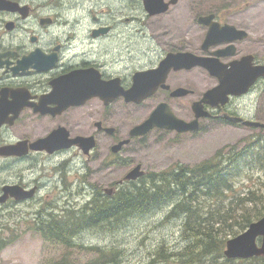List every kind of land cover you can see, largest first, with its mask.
Returning <instances> with one entry per match:
<instances>
[{"label": "flooded vegetation", "instance_id": "1", "mask_svg": "<svg viewBox=\"0 0 264 264\" xmlns=\"http://www.w3.org/2000/svg\"><path fill=\"white\" fill-rule=\"evenodd\" d=\"M146 72L154 91L141 103L93 95L102 83L128 90L134 75ZM228 78L237 82L233 92L213 103L202 101ZM147 99L150 113L165 104L185 123L205 113L198 116L197 131L205 122H222L264 132L243 123H264V0H0V197L6 186L30 193L23 198L8 193L0 209L46 200L43 191L55 181L58 188L62 183L54 191L65 204L53 206L57 217L49 212V222L36 223L35 230L47 224L74 230L79 210L72 184L78 176L68 184L67 173L79 169V156L91 164L106 138L103 159L143 138L129 135L138 123L125 130L127 137L106 123L110 107ZM78 137H93L95 146L85 151ZM123 140L128 141L112 152ZM123 182L138 185L140 179L118 184ZM111 192L85 204L92 206L95 196L107 200Z\"/></svg>", "mask_w": 264, "mask_h": 264}, {"label": "rangeland", "instance_id": "2", "mask_svg": "<svg viewBox=\"0 0 264 264\" xmlns=\"http://www.w3.org/2000/svg\"><path fill=\"white\" fill-rule=\"evenodd\" d=\"M152 101L147 99L142 104L118 105L109 109L110 119L108 126L117 127L122 137H127V128L145 120L151 109ZM258 130H245L222 122H205L204 127L194 133L184 136L173 135L162 130H152L143 138L132 141L123 147L122 151L112 158L103 159L104 147L110 143L109 138L100 142L103 149L96 148L92 154L93 162L86 164L85 158L79 156L72 174L67 173L66 181L69 184L73 174H77L75 183L72 184L77 195L74 203L79 211L84 209L85 202L97 193H103L105 189L116 191L125 174L137 164H140L145 172V179L151 173L165 171L178 165H194L205 159L211 158L217 151L229 148L233 151H241L255 146L264 145V132ZM260 139V140H259ZM258 140V141H256ZM83 161V163H82ZM89 173V176H88ZM48 177V176H47ZM80 178L88 180L83 187ZM235 190L242 195L248 188H258L264 184V169L253 168L246 170L236 178ZM55 181L46 185L44 201L30 204H18L8 209H0V239L7 244L0 250V264H52L65 255L72 264H93L99 254L86 247L78 250L79 244L84 246H97L105 253L116 247L119 250L118 264H176L173 260L166 259L174 250H180L185 246L186 239L183 232V220L178 213L169 215L171 206H161L147 213L133 214L126 226L114 229L108 223L97 227L82 230L76 236L72 234V241L68 245H62L55 239H46L37 230L36 223L49 222L48 213H53V206L63 203V194L57 195L62 188L55 187ZM135 185L137 183H134ZM140 184V183H139ZM94 193V194H93ZM229 193V198H231ZM45 211H37L41 206ZM52 208V209H50ZM86 208V207H85ZM87 209V208H86ZM37 211V212H36ZM78 211V213H79ZM169 215V216H168ZM167 216V217H166ZM260 237L257 239L259 244ZM225 259V261H224ZM223 255L218 264H258L250 260L234 259L228 263ZM209 261L205 264H213ZM94 264H107L104 261Z\"/></svg>", "mask_w": 264, "mask_h": 264}, {"label": "trees", "instance_id": "3", "mask_svg": "<svg viewBox=\"0 0 264 264\" xmlns=\"http://www.w3.org/2000/svg\"><path fill=\"white\" fill-rule=\"evenodd\" d=\"M246 148L239 152L230 148L227 151L221 149L211 158L194 165H178L151 173L146 181L143 176L138 185L124 182L107 200L95 196L89 203L92 206L85 204L84 209L77 213L76 223H71L76 226L71 232L64 231V226L52 229L47 224L45 228L40 227L41 235L68 245L75 230L77 236L82 230L103 223L110 224L111 228L115 225L114 229H118L125 227L133 214L149 213L167 205L171 206L169 215L180 213L187 241L182 249L172 251L164 260L170 258L176 264H205L209 261L218 264L223 258L226 240L245 230L264 214V184L258 188H248L242 195L235 190L234 180L246 170L264 169V145ZM229 193H232L231 198ZM6 244V240L0 239V250ZM83 247L101 253L93 264L102 261L118 264L119 250L116 247L105 253L97 246L81 244L78 250ZM233 260L226 261L231 263ZM244 260L264 264L261 256ZM52 264L72 263L65 255Z\"/></svg>", "mask_w": 264, "mask_h": 264}, {"label": "water", "instance_id": "4", "mask_svg": "<svg viewBox=\"0 0 264 264\" xmlns=\"http://www.w3.org/2000/svg\"><path fill=\"white\" fill-rule=\"evenodd\" d=\"M193 58H190V60ZM151 76L150 72L146 73H138L134 75V83L132 87L128 90L116 91L110 85L106 83H102L101 85H95L93 90L94 96H99L104 99L105 102L112 100L115 96L122 95L124 96L126 101L141 103L144 99L151 96L154 91L153 85L151 84ZM258 76V75H257ZM221 80L220 84L207 91L202 101L213 103V101L217 99H221L228 92L231 93L234 91V86L237 83L235 80L226 79ZM196 109V105L193 106ZM205 113L197 112L196 119L190 123H185L176 119L172 113L169 111L168 107L165 104L158 105L149 116L143 120L141 123L133 126L129 132L131 137L136 136H144L148 132H150L153 128L173 130L176 129L179 132L182 131H197V119L198 116H203ZM235 121L239 120V118L233 119ZM244 125L254 126V127H262L264 128V123L259 122H243ZM108 132H111V128H106ZM78 141H85V151L92 149L95 146V142L93 137L89 138H77ZM128 140L120 141L118 144L112 147V152H118L120 147L127 143ZM144 174V171L141 170L140 164H137L133 168H131L124 176V179L127 180H136ZM108 192V190H105ZM3 195L0 197V202H3L8 193L15 196L16 198H23L29 194H19L13 192L9 186L3 188ZM260 237L259 244L257 243V239ZM223 255L228 259H248L251 257H264V214L263 216L253 222H251L245 230L240 232L239 234L230 237L227 239L225 248L223 250Z\"/></svg>", "mask_w": 264, "mask_h": 264}]
</instances>
